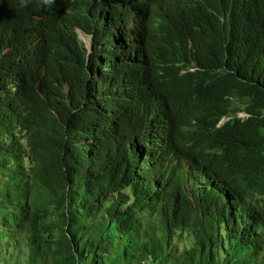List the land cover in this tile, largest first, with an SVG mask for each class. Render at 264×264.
<instances>
[{"label":"trees","instance_id":"obj_1","mask_svg":"<svg viewBox=\"0 0 264 264\" xmlns=\"http://www.w3.org/2000/svg\"><path fill=\"white\" fill-rule=\"evenodd\" d=\"M173 1L0 0V264H264V0Z\"/></svg>","mask_w":264,"mask_h":264},{"label":"clouds","instance_id":"obj_2","mask_svg":"<svg viewBox=\"0 0 264 264\" xmlns=\"http://www.w3.org/2000/svg\"><path fill=\"white\" fill-rule=\"evenodd\" d=\"M99 1H104V0H99ZM143 2H146L147 6L150 7V9H152L158 13L167 12V11L171 10L173 7V4H174L173 0H170V1L165 2L163 4H160V0H143ZM134 26L135 25H133L132 27H134ZM76 32L79 35V38L81 41H82L81 34H83L85 36V38L88 40L89 47L86 45V43H84L83 41L82 42L85 44L87 49L91 50V37L86 35L84 32H82L80 30H77ZM238 117L239 118H246L247 116L245 114L241 113V114H238ZM227 121H228V119H224L221 122V124H223ZM153 146H156V142H153Z\"/></svg>","mask_w":264,"mask_h":264},{"label":"rangeland","instance_id":"obj_3","mask_svg":"<svg viewBox=\"0 0 264 264\" xmlns=\"http://www.w3.org/2000/svg\"><path fill=\"white\" fill-rule=\"evenodd\" d=\"M81 39L84 43H86V45L89 47V43L88 40L85 38V36L83 34H81Z\"/></svg>","mask_w":264,"mask_h":264},{"label":"bare ground","instance_id":"obj_4","mask_svg":"<svg viewBox=\"0 0 264 264\" xmlns=\"http://www.w3.org/2000/svg\"><path fill=\"white\" fill-rule=\"evenodd\" d=\"M136 4V3H135ZM134 6V5H133ZM138 10H139V7H138ZM137 16V15H136ZM116 30H118V28H116ZM134 32H135V26H134V28H133V31H132V34L134 35ZM138 34V33H137ZM133 35H130V36H132L133 38H135Z\"/></svg>","mask_w":264,"mask_h":264}]
</instances>
